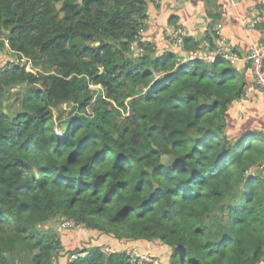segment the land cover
<instances>
[{
    "label": "trees",
    "instance_id": "1",
    "mask_svg": "<svg viewBox=\"0 0 264 264\" xmlns=\"http://www.w3.org/2000/svg\"><path fill=\"white\" fill-rule=\"evenodd\" d=\"M150 1L0 0V264L263 258L264 131H229L250 65L142 41Z\"/></svg>",
    "mask_w": 264,
    "mask_h": 264
},
{
    "label": "crops",
    "instance_id": "2",
    "mask_svg": "<svg viewBox=\"0 0 264 264\" xmlns=\"http://www.w3.org/2000/svg\"><path fill=\"white\" fill-rule=\"evenodd\" d=\"M264 4V0H151L147 9L146 27L141 32V39L150 40L156 45V49L175 50L182 58L188 56V51L174 48L166 38V30L173 25L184 26L188 35L197 42L200 51L212 52L215 46V26L221 24V33L232 44L233 49L240 57L236 67L240 70L244 67L245 57L249 47L253 43L264 46V32L262 24H258L250 29L246 28L243 20H250L254 17L258 7ZM170 17L173 22H169ZM213 42V43H212ZM211 44L213 47H211ZM247 84L245 89L249 90V96L244 100V114H253L257 111L260 102L264 107L261 93L254 85L253 77L249 67L245 68ZM240 101L235 105L238 107ZM241 103V102H240ZM234 109L232 123L237 121ZM263 109V108H262ZM264 131V126L260 127ZM85 236V233H82ZM80 236H82L80 234ZM69 239V235L66 238ZM101 246H110L121 249V245H114L112 240L104 238L100 242ZM140 247V245H139ZM143 251V249H142ZM151 250H147L149 252ZM145 252V251H144Z\"/></svg>",
    "mask_w": 264,
    "mask_h": 264
},
{
    "label": "built area",
    "instance_id": "3",
    "mask_svg": "<svg viewBox=\"0 0 264 264\" xmlns=\"http://www.w3.org/2000/svg\"><path fill=\"white\" fill-rule=\"evenodd\" d=\"M246 28L250 29L258 24H262V30L264 32V4L261 7H258L255 11L254 17L250 20H243ZM221 24L215 26V46L212 52L200 51L201 48L197 45L194 49L188 51V56L183 58V60L201 58L206 62L213 61L216 57H221L225 59L231 65H236L240 57L237 52L233 49L232 44L226 39V37L221 33ZM141 33V32H140ZM166 38L169 43L177 49L185 50L184 48V38L190 37L188 31L184 26L173 25L169 27L165 32ZM141 39V35L140 38ZM142 40V39H141ZM143 41V40H142ZM6 47L7 41L5 40ZM130 48L135 52H142L143 48L134 41ZM26 58L22 55L17 61L23 62ZM245 61L250 65L251 72L254 77V82L256 88L261 93L264 98V46L258 43H253L249 47ZM30 63H27L28 65ZM28 67V66H27ZM31 67V64H30ZM28 67V68H30ZM250 92L247 89H244L243 94L241 95L238 101L243 102ZM239 102V103H240ZM64 228H71L74 226V221L72 219H66L62 224ZM102 251L105 253L113 252V249L110 246H103ZM126 254L130 257V262L136 264H145L152 262L153 264H158L156 260L152 259L148 254L139 252L138 249L132 247L125 249ZM257 264H264V256Z\"/></svg>",
    "mask_w": 264,
    "mask_h": 264
},
{
    "label": "rangeland",
    "instance_id": "4",
    "mask_svg": "<svg viewBox=\"0 0 264 264\" xmlns=\"http://www.w3.org/2000/svg\"><path fill=\"white\" fill-rule=\"evenodd\" d=\"M7 58H11L12 59V55H9L7 52L4 53V55H2V53L0 52V64L2 63V61L4 62L5 59ZM226 64H223V66H225ZM28 67H30V64L27 65ZM100 88L99 86H91V89H98ZM17 89V88H16ZM12 92L15 90H11ZM10 96V94H9ZM8 96V97H9ZM12 98H14V96L10 97V99H8V101L6 102L7 104L11 105V102L13 101ZM263 102H264V98L262 97ZM246 101V100H245ZM245 101L241 102L238 104V107H236L235 112H237L236 117L237 121L232 123V126L229 128V131H231L234 135L238 134L239 132L243 131L244 129H260V127L264 126V107L261 106V110H260V102H255V104L258 105L257 107V111L253 114H244V108L243 104ZM13 104L11 105V110L18 108V104L17 102H12ZM74 105H66L63 104V113L61 114V119L65 118L66 116H68V114H70L71 112H74ZM61 119H56V124L59 123V120ZM51 227L53 229H57L58 228V221H52L51 223ZM67 232V236L69 235V239L71 241H73L72 245H76L78 242L80 244V247H85L87 244V237H80V230L79 228H75V229H69L66 231ZM81 238V240H79ZM157 245V244H156ZM159 248L161 247V244L158 243L157 245ZM156 246V247H157ZM79 247V246H78Z\"/></svg>",
    "mask_w": 264,
    "mask_h": 264
}]
</instances>
